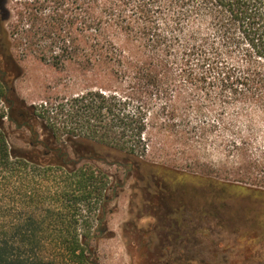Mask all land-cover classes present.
I'll use <instances>...</instances> for the list:
<instances>
[{
    "label": "trees",
    "instance_id": "1",
    "mask_svg": "<svg viewBox=\"0 0 264 264\" xmlns=\"http://www.w3.org/2000/svg\"><path fill=\"white\" fill-rule=\"evenodd\" d=\"M29 57L83 89L28 104ZM0 106V264H94L131 180L153 264H264V0H0ZM209 150L233 180L152 157Z\"/></svg>",
    "mask_w": 264,
    "mask_h": 264
},
{
    "label": "rangeland",
    "instance_id": "2",
    "mask_svg": "<svg viewBox=\"0 0 264 264\" xmlns=\"http://www.w3.org/2000/svg\"><path fill=\"white\" fill-rule=\"evenodd\" d=\"M22 77L15 82L17 94L25 99L28 104H39L48 96L54 97L58 92L67 91L73 94L83 88L76 80V74L70 71L56 70L53 67L43 64L35 58L29 57L22 60ZM4 112V106H0ZM7 122V120H5ZM207 161H174L168 159L161 152H154L152 157L157 162H167L180 169L195 172L215 178L233 180L238 170L232 165L224 164L223 154L217 151H207L200 154ZM220 162L223 164L220 165ZM219 163V165H218ZM99 166L111 174H120L116 167L99 164ZM133 181H128L124 191L118 197H111L107 205V214L104 215L103 223L106 231L102 232V225L96 223L97 213L89 214V223L93 226V239L90 241L91 258L94 264H153V255L147 258L148 251L146 240L137 236L138 240L130 232H126V224L130 220V206L132 190L130 186ZM49 202V201H48ZM86 212L83 215H87ZM154 222L153 219L143 221V225ZM106 224V225H105ZM130 229V228H129ZM145 240V241H144ZM137 248H133L134 245Z\"/></svg>",
    "mask_w": 264,
    "mask_h": 264
},
{
    "label": "flooded vegetation",
    "instance_id": "3",
    "mask_svg": "<svg viewBox=\"0 0 264 264\" xmlns=\"http://www.w3.org/2000/svg\"><path fill=\"white\" fill-rule=\"evenodd\" d=\"M147 219H149V220H150L151 218H147ZM147 219H145V220H147ZM153 221H154V219H153ZM142 223H143V221H142Z\"/></svg>",
    "mask_w": 264,
    "mask_h": 264
}]
</instances>
